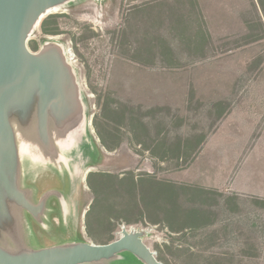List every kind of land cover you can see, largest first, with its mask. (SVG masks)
Returning a JSON list of instances; mask_svg holds the SVG:
<instances>
[{"label":"rangeland","instance_id":"obj_1","mask_svg":"<svg viewBox=\"0 0 264 264\" xmlns=\"http://www.w3.org/2000/svg\"><path fill=\"white\" fill-rule=\"evenodd\" d=\"M48 41L73 54L82 114L57 139L72 140L69 158L81 178L64 188L67 171H46L43 182L54 171L65 177L55 186L74 193L67 225L50 214L45 225L27 220L17 238L0 236V247L17 253L106 243L126 226L144 229V242L164 264H259L264 244L242 218L262 203L218 187L237 170L256 173L257 186L264 164L258 149L248 154L240 118L210 135L232 102L208 97L234 94L241 107L246 99L238 94H264L258 1L71 0L42 17L28 47ZM20 126L13 122L19 187L27 160L38 164L27 143L34 133ZM94 264L139 262L120 252Z\"/></svg>","mask_w":264,"mask_h":264},{"label":"water","instance_id":"obj_2","mask_svg":"<svg viewBox=\"0 0 264 264\" xmlns=\"http://www.w3.org/2000/svg\"><path fill=\"white\" fill-rule=\"evenodd\" d=\"M70 1L0 0V233L13 221L10 203L36 219L45 202L42 198L32 203L18 185L20 162L13 122L21 125L22 133H34L44 153L56 158L54 139L82 114L79 86L66 49L55 41L36 51L28 47L42 17ZM145 233L121 226L119 237L106 243L79 241L17 253L0 247V264H94L120 252L132 254L143 264H163L144 242Z\"/></svg>","mask_w":264,"mask_h":264},{"label":"flooded vegetation","instance_id":"obj_3","mask_svg":"<svg viewBox=\"0 0 264 264\" xmlns=\"http://www.w3.org/2000/svg\"><path fill=\"white\" fill-rule=\"evenodd\" d=\"M57 138L58 137L56 136L54 139L55 147L59 152V156L56 158L48 157L44 153L40 143L36 140L27 141V143L30 144V148H28L29 154L31 157L35 156L37 158L38 164L36 163L35 167L32 168L34 162L27 160V166H30V168L28 167L25 170L24 184L20 182V189L25 192L26 197L34 204L38 203L42 198L45 199L44 207L41 212L38 213V218L34 219L27 211H25L30 219L26 217L22 220V208L16 206L14 203H10L9 208L10 213L13 216V221L4 225L3 229H1L0 236L9 234L13 238H17L22 235L23 222H26L27 220H35L36 222L45 225L46 218L49 214L51 215L50 219L55 220L57 224L67 225L69 221V205L74 193L71 191H64L63 186L57 187L54 182L56 179H60L61 181L64 180L65 177L58 175L59 172L62 173L63 171L68 172L67 183L64 188H69L71 183L76 182L77 184V180L81 177L75 176L74 164L72 159L69 158L71 152L70 142H67V140L64 141V139L59 140ZM63 142H65V144ZM50 169H55L58 174H55L53 171V174H50L49 178H46V180L49 179V182H43L44 177L47 176L46 171H50ZM20 176L22 177V173ZM15 207H19L20 209H15Z\"/></svg>","mask_w":264,"mask_h":264},{"label":"crops","instance_id":"obj_4","mask_svg":"<svg viewBox=\"0 0 264 264\" xmlns=\"http://www.w3.org/2000/svg\"><path fill=\"white\" fill-rule=\"evenodd\" d=\"M204 95L206 94H197V98H206ZM208 95H210L208 97L212 98V100L222 97V99L224 98L223 100L232 102L230 105H226L224 112L220 115V117L216 118L215 121L212 122V124L214 123L215 125L210 135L216 133L218 128L221 127L229 117L233 118L231 122H233L234 119L235 122L239 121L236 118H240V122L244 125V129L247 132L243 138V143H246L247 146L250 147L248 154H253V152L258 149V155L256 157H259V162L264 164V94H238V97L242 96V99H246L241 107L234 106V101H232L234 100V94ZM207 137L209 136H205L204 139L208 140ZM200 145L204 146V143H201ZM255 176L256 173L237 170L234 173H231L228 179L225 178L226 181L221 183V187H218V190L223 188L228 192L242 197L254 198L257 202L262 203L260 208H250L251 210L248 212L250 217L248 220L242 218V227L253 229L257 227L256 234H259L260 236L258 241L260 244H264V165H262L261 169H259V181L257 186H255V184H251V179ZM241 179L242 181H240ZM249 179L250 181H247ZM233 221H235V219H233ZM233 234L235 235V233ZM259 264H264V254L260 257Z\"/></svg>","mask_w":264,"mask_h":264},{"label":"trees","instance_id":"obj_5","mask_svg":"<svg viewBox=\"0 0 264 264\" xmlns=\"http://www.w3.org/2000/svg\"><path fill=\"white\" fill-rule=\"evenodd\" d=\"M258 1V4H259V6H260V8H261V11H262V13L264 14V1L263 0H257ZM54 31V30H53ZM214 210V211H213ZM213 210H212V212H217V210H218V207L215 205L214 207H213ZM217 214V216H218V212L216 213ZM194 215V214H193ZM192 214H190V217L191 216H193ZM219 219L218 220H224L225 218H223V216H221L220 215V217H218ZM125 253H127V252H125ZM127 254H129V255H131V256H133L132 254H130V253H127ZM133 258L134 259H136L138 262H139V264H143V262H141L139 259H137L135 256H133ZM157 259L159 260V261H161L162 263H163V261H162V259L160 258V257H157ZM164 264V263H163Z\"/></svg>","mask_w":264,"mask_h":264},{"label":"bare ground","instance_id":"obj_6","mask_svg":"<svg viewBox=\"0 0 264 264\" xmlns=\"http://www.w3.org/2000/svg\"><path fill=\"white\" fill-rule=\"evenodd\" d=\"M57 9L58 8H54V9H52L50 11L52 12V11H55ZM67 56H68L67 58H68L69 62L72 64V62H73V54H72V52L68 48H67Z\"/></svg>","mask_w":264,"mask_h":264},{"label":"built area","instance_id":"obj_7","mask_svg":"<svg viewBox=\"0 0 264 264\" xmlns=\"http://www.w3.org/2000/svg\"><path fill=\"white\" fill-rule=\"evenodd\" d=\"M66 52H67V49H66ZM129 228H134V227H129ZM134 229H137V228H134Z\"/></svg>","mask_w":264,"mask_h":264}]
</instances>
